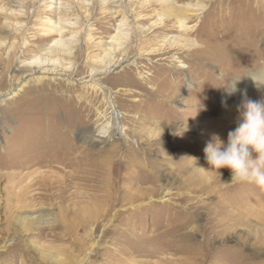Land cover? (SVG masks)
Masks as SVG:
<instances>
[{
	"label": "rangeland",
	"instance_id": "1",
	"mask_svg": "<svg viewBox=\"0 0 264 264\" xmlns=\"http://www.w3.org/2000/svg\"><path fill=\"white\" fill-rule=\"evenodd\" d=\"M259 1L170 0L188 9L185 33L167 0H0V264H264V192L232 183L204 155L214 134L226 144L236 127L244 97L227 95L232 78L264 101L249 75L264 81ZM123 20L125 47L94 76L103 90L92 88L84 81L110 62L99 59ZM173 36L180 42L165 40ZM110 92L120 117L108 120L126 132L100 150L80 132ZM131 159L157 171L154 180L134 175ZM110 181L141 198L110 210ZM89 205L97 217L80 221ZM27 212L54 221L22 223Z\"/></svg>",
	"mask_w": 264,
	"mask_h": 264
},
{
	"label": "bare ground",
	"instance_id": "2",
	"mask_svg": "<svg viewBox=\"0 0 264 264\" xmlns=\"http://www.w3.org/2000/svg\"><path fill=\"white\" fill-rule=\"evenodd\" d=\"M168 4V10L169 12H172L171 14L173 16H175L178 26L179 28L184 31L185 33L188 32L191 28L192 25L188 24V9H186V5L184 6H176L174 5V3H171L170 0H167ZM259 2H261L263 4L264 0H260ZM252 3V2H251ZM116 6L112 5L111 8L114 9ZM190 7V6H189ZM257 7V6H256ZM263 7V6H262ZM204 8V6L202 5L201 7H197L195 8V12L199 13L202 9ZM58 9H61L60 6L58 7ZM262 10V9H261ZM11 11H17V8H13L11 9ZM260 13V12H259ZM66 21V20H65ZM256 22V21H255ZM125 20L122 21V23L119 25V28L117 30V33L115 36L112 37V39L109 42H105L104 44V48L109 49L107 51V53L101 58L99 59V63H104L105 59L108 58V65L104 64L102 69L100 71H94L91 73V77L90 79L85 80L84 82L86 84H89L90 86H92V88H101V90H103L104 85L98 81H96V79L94 78V76L97 73H101V74H105L109 71V69H111V67L113 66V61L115 60V52L117 49L120 48H124L125 47V42L124 40H122V38H127L128 34L122 32L125 26ZM257 23V22H256ZM64 23L58 22L54 24V30L59 33L61 36L63 35L64 29L65 27L63 26ZM255 25V23H254ZM213 26V25H212ZM224 26V25H223ZM257 27V26H256ZM217 31V30H216ZM216 31H208L210 34H213V32ZM233 32V31H232ZM182 37V36H180ZM177 36H173V37H166L165 40L171 38L170 40L173 42L172 44L178 43L179 38ZM186 37V36H185ZM251 38V37H250ZM187 39V38H186ZM164 40V41H165ZM182 40V39H181ZM238 40V39H237ZM188 41V40H187ZM241 41V40H240ZM190 44V43H189ZM54 45H59V49H62L63 52L66 55H70L73 52V48L71 46H69L67 44V42L65 41V39L63 38H59L57 40H55ZM210 49L208 50H204L208 53V55H212V50H214L213 46L209 47ZM235 48V47H234ZM54 51V48L52 46H50L49 48H46V52H52ZM201 51V50H200ZM44 73V72H42ZM258 75L260 78L264 79V70L260 71ZM154 80V79H153ZM156 80V79H155ZM250 80V79H249ZM156 82V81H155ZM169 86V85H168ZM238 86V83L237 85ZM243 88L245 87H241L238 91L239 93L243 92ZM148 95V94H147ZM104 103L106 105V109L105 110H98V116L96 119V125L95 126H91L87 129L84 128L83 131L80 132L81 137L84 139L85 142L90 143L91 145L97 146L100 150H103L104 148H106V146L108 144H111V142L116 139V135H123L126 131V126L124 125H119L117 127H113L111 124V120L108 119H114V118H118L120 117V114L118 112L117 107V103L116 100L114 98V96H112V93H105L104 96ZM92 105V104H91ZM90 105V106H91ZM89 106V105H87ZM89 108V107H87ZM154 114V113H153ZM108 115L110 117H108ZM134 129V128H133ZM163 131V130H162ZM116 150V149H115ZM113 151V150H111ZM88 153L87 150H83L82 151V155L81 156H85ZM187 154L189 152H186ZM119 154V153H118ZM112 157V155H110ZM87 157V156H86ZM110 157V164H111V159ZM127 159V158H126ZM91 162H95L94 164L98 165V166H107L109 161H100L101 163H99L98 161H95L94 159H90ZM89 160V161H90ZM79 161L81 163H85L87 160L82 159V157L79 158ZM114 161V160H113ZM130 161V160H129ZM128 162V161H127ZM149 162V161H148ZM124 163V162H123ZM126 163V162H125ZM144 163V162H143ZM117 164L119 165V163L117 162ZM122 164V163H121ZM131 166H135L137 169L134 170V175H140V176H145V180L146 181H153L154 177L156 176V172L153 169H145L144 164L139 163V162H135L134 160L131 159L130 161ZM117 165V166H118ZM207 166V165H206ZM91 167V166H90ZM148 167V166H147ZM104 169V168H102ZM119 169V168H118ZM155 174V175H154ZM158 174V173H157ZM129 176V175H128ZM135 177V176H134ZM91 179V178H90ZM121 180V179H120ZM108 181V180H107ZM121 182V181H120ZM118 181H116V184L112 181H110V191H108V195L106 197V200H108V202L110 201V210L117 205L118 203L121 202H126V203H134L136 201H138L141 197L137 194H130L127 193L122 187H120L119 185L117 186ZM119 184V183H118ZM124 185V184H123ZM227 185V184H226ZM158 186V185H157ZM126 188V187H125ZM155 188V187H154ZM149 189L148 191H146L145 193V197L150 196L152 194H154V192H156L157 189ZM127 190V189H126ZM64 193V192H62ZM141 193V192H140ZM83 197V196H82ZM21 198V197H20ZM92 198V197H91ZM104 201V200H103ZM123 202V203H124ZM122 203V204H123ZM98 205H92V206H88L87 209H84L83 213L81 212V214L79 215V220L86 222L87 220H92L93 218L97 217L98 215V211L96 212L95 209L97 208ZM81 208V207H80ZM113 210V209H112ZM227 210V209H226ZM225 210V211H226ZM81 211V210H80ZM102 214V213H101ZM111 214V213H110ZM50 213L47 212H41L39 214H35L34 212L32 213H26L21 219L20 221H22V223H24L25 221L27 223H34V222H53L54 218L50 217ZM107 215V211H105L102 216L106 217ZM109 216V215H108ZM117 216V215H116ZM227 216H232V212H228L227 211ZM72 217V216H71ZM78 217V216H77ZM124 217V216H123ZM6 218V217H5ZM134 218V217H133ZM121 219V218H120ZM132 219V218H131ZM77 220V219H76ZM13 221V220H11ZM19 221V220H18ZM121 221V220H120ZM215 221V220H214ZM81 224V223H79ZM110 230V229H109ZM222 230V225L218 223L215 224V227L212 229V231L210 232V235H214V236H218L221 233ZM1 231V230H0ZM161 237V236H160ZM209 237V234H208ZM29 241V240H28ZM15 243H13L14 245ZM26 249V248H25Z\"/></svg>",
	"mask_w": 264,
	"mask_h": 264
},
{
	"label": "clouds",
	"instance_id": "3",
	"mask_svg": "<svg viewBox=\"0 0 264 264\" xmlns=\"http://www.w3.org/2000/svg\"><path fill=\"white\" fill-rule=\"evenodd\" d=\"M249 75L258 88L264 86V81ZM239 80L240 76L234 77L225 85L228 96L240 91L236 87ZM241 95L244 99L238 108L235 129L227 133L226 144L217 135L212 136L204 147L205 160L216 172L221 168L230 169L232 183L251 184L264 192V101L247 99L245 92ZM222 104L226 101L222 100Z\"/></svg>",
	"mask_w": 264,
	"mask_h": 264
}]
</instances>
